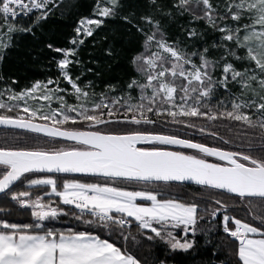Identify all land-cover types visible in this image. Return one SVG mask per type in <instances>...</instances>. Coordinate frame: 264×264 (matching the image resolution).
<instances>
[{
    "label": "trees",
    "instance_id": "1",
    "mask_svg": "<svg viewBox=\"0 0 264 264\" xmlns=\"http://www.w3.org/2000/svg\"><path fill=\"white\" fill-rule=\"evenodd\" d=\"M211 4L210 14L214 25L210 24L205 17V7L201 3L188 4L187 11L175 6L178 0H51L45 8L31 11L25 17H9L5 22L0 14V39L4 44L0 49V102L12 107L0 109V115L16 118L18 115L28 118L23 111L24 104L21 99L9 100L10 95H19L31 89L33 85L40 83L45 87L39 88L38 96L43 97L46 93L51 96L50 100L28 107L37 111L38 116L32 118V122L44 124L39 119L41 114H50L51 111L60 112L57 118L67 111L66 106L76 109L67 113L75 118L76 123L69 121L61 125V129L80 131H100L103 134H127L131 132H145L152 134L175 135L181 139L203 143L208 147H216L225 151H236L249 154L255 158H264V147H262L261 136L264 135L260 128H250L241 121L227 118H219L209 121L206 117L177 116L174 123L173 117L168 115V109L177 111V108L163 102L162 95L152 103V90L145 89L141 92L140 87L129 84L133 80L139 84L147 83V75L141 74L138 68L143 60L133 63L134 57L143 54V57H152L158 53L156 41H163L167 45L178 50L182 55L191 59L199 65L200 55L213 62L208 69L213 81H221L224 78L223 67L230 63L235 70L251 75L254 71L258 76L264 78V74L256 68L253 61L246 58V48L238 47L235 39L225 40L226 32L219 29L227 28L235 31L241 41L245 34L244 25L252 23V14L243 13L241 19L234 21L227 10L228 5L239 0H209ZM108 3L107 8L111 10L109 16H99L98 7ZM233 12L237 9L233 8ZM47 16L44 17V13ZM145 17H150L152 23H148ZM126 18V19H125ZM98 19L101 23L92 28L91 35L77 36V29L83 20ZM8 25H14L16 30L9 32ZM158 25V28H157ZM21 29H30L22 31ZM155 33V41L146 48L145 41L148 35ZM190 33H195L190 35ZM75 41V42H73ZM51 46V47H50ZM60 49L61 51H56ZM207 49V52H205ZM69 52L68 63L65 73L80 89L77 94L72 85L61 72L59 61L62 60V52ZM196 53V55H193ZM235 53V56L232 55ZM164 67L171 68L176 61L168 59L164 55ZM236 57H240L237 59ZM158 67L154 71H159ZM147 68V65H144ZM186 70H190L185 65ZM247 75L238 80L247 79ZM164 79L173 82L177 86L174 95V103H182L181 97L184 93L180 90L182 85L187 84L185 80L171 75ZM53 83L49 84L48 82ZM250 88H242L241 83L233 81L231 74L228 75L226 86L216 83L213 92L208 98H200L199 110L208 112L211 109L219 114L232 111L233 102L247 104L255 101L256 104L264 103V89H261L256 81H249ZM195 86V82L194 85ZM51 90V91H49ZM87 93V96H84ZM149 99L141 100V95ZM192 99L187 101L188 105L196 106V97L199 91L191 93ZM113 101H118L113 103ZM103 102L108 108L95 109L97 103ZM144 104L152 107L154 111H144V115L154 123H143L139 125L126 122L124 117L135 114L138 118L140 111L135 113L127 111V105ZM207 107H204V105ZM87 109V114L101 115L107 123L90 126V122L82 120L79 113ZM111 109L115 115L107 116ZM155 109H161L159 115ZM241 112L251 117L253 121L264 118V113L257 111L255 106L242 107ZM53 126L51 121L47 122ZM188 125H193L189 127ZM200 129H204L203 132ZM210 133H216L213 136ZM228 141V143H225ZM249 143L253 148H249ZM159 148L180 151L187 155L202 154L170 145H143L140 148ZM0 148L9 150H72L83 149V147L46 138L40 135L0 129ZM207 161L222 164L211 157H202ZM248 164L247 161H241ZM4 171L0 166V174ZM51 178L57 182V191H63L65 181H76L79 183H95L101 186L116 187L126 191L151 190L158 199H175L184 204H195L197 206V222L189 228L195 229L192 234L184 231V226H164V234L172 232L177 239L187 240L192 243L189 249H172L165 240L156 237L149 229H140L137 222L123 216L120 213H111L114 218L122 217L130 223L120 226L113 221H101L99 217L91 213H83L78 209L62 202L60 196L52 191L50 185H30L29 179ZM26 192L27 196H19ZM18 199H13V196ZM38 204L34 203L37 202ZM216 201H220L217 204ZM140 204L148 205L149 202L142 201ZM57 210L53 218L46 217L39 220L33 212H49ZM217 214L215 220L212 213ZM239 219L242 223L257 227V233H248L247 236L264 237V222L255 219L264 216V203L260 199L238 198L225 193L180 184L166 183H143L125 180H110L103 178L62 176L45 173H29L21 177L13 187L0 196V232H10V229L2 227L4 223L17 225H36L28 231L30 234L43 235L48 231L57 234L68 235L70 233L84 232L101 240H107L120 248L123 252L134 256L140 264H241L238 258L237 240L224 231V217ZM79 217V218H78ZM91 221V223H87ZM230 229H235L231 219L227 222ZM160 228V224H153ZM152 236L153 239H147ZM127 237V239H125Z\"/></svg>",
    "mask_w": 264,
    "mask_h": 264
},
{
    "label": "snow or ice",
    "instance_id": "2",
    "mask_svg": "<svg viewBox=\"0 0 264 264\" xmlns=\"http://www.w3.org/2000/svg\"><path fill=\"white\" fill-rule=\"evenodd\" d=\"M51 0H0V14H2L5 22L9 17L15 18L19 15L17 9L27 15L33 9L45 8ZM195 2L197 5L203 4L206 11L205 17H196L197 19L207 18L210 24L214 25V21L210 14L211 4L209 0H178L175 5L184 8L187 11V5ZM115 4L116 0H111ZM155 3V0H152ZM235 8L237 11L233 12ZM227 10L231 14V19L238 21L243 13H251L252 23L244 25V36L241 41L237 35L241 31L237 28L235 31L227 28L219 29L221 32H226L225 40H233L238 47L246 48V58L253 61L256 68L264 74V0H239L238 3L233 2L228 5ZM44 17L47 16L45 12ZM100 15L109 16L111 10L104 8ZM126 19V18H125ZM148 23H152L150 17H145ZM84 22L82 21V24ZM88 24H99L100 21H87ZM158 28V25H157ZM14 25H8V31H15ZM22 31H30V29H21ZM81 29H77L79 33ZM91 31H87V35H91ZM195 33H190L194 35ZM155 41V33L148 35L145 41L146 48ZM75 42V41H73ZM159 48L170 53L171 57L176 61L172 64L171 69L164 67V58L158 53H154L152 57L144 58L143 54L134 57L133 63L143 60V64L138 68L141 74L147 75V83L139 84L133 80L129 84V88L138 86L143 93L145 89L152 90V97L149 99L145 95H141V100L149 99L152 103L155 99L163 94V102L168 103L171 107L177 108V111H172L169 108L168 115L173 117L174 123L177 121V116L187 117H206L209 121H214L219 118H227L231 120L241 121L250 128H260L264 134V118H259L253 121L250 116L240 111L242 107L255 106L257 111L264 113V103L256 104L251 101L247 104H239L233 102L232 111L221 112L219 114L209 109L208 112L199 110L200 98H208L213 92L214 84L220 83L226 86L228 75L231 74V79L241 83L242 88H250L249 81H256L261 89H264V78L258 76L254 71L251 75H247L246 70L241 73L227 63L223 67L224 78L221 81H213L208 69L213 66V62L208 60L201 53L199 65H196L190 58L182 55L175 48L167 45L163 41H156ZM51 47V46H50ZM56 51H61L56 49ZM207 52V49H205ZM68 55V53H65ZM196 55V53H193ZM235 56V53H232ZM240 59V57H236ZM160 61L159 71H154L158 67L157 61ZM67 64V60L60 61V68L63 71ZM191 65V70H186L185 65ZM147 65V68L144 67ZM172 76L173 80L176 77H183L187 84L182 85L180 90L184 95L180 98L182 103L175 104L174 93L177 91V86L164 79L166 75ZM247 75V79L238 80L240 77ZM67 78V77H66ZM69 83L75 89L76 93H81V89L68 78ZM195 82V86L194 85ZM53 83L52 81L48 82ZM45 87L37 83L25 93L19 95H10L9 100H19L23 96H32L37 89ZM51 91V90H49ZM199 91V96L196 97V106L188 105L187 101L192 99L191 93ZM87 96V93H84ZM42 99L50 100L51 96L47 93ZM264 99V96H261ZM118 101H113L117 103ZM67 111L62 115V118H57L61 115L60 112L51 111L50 114H41L39 119L45 121L44 124L32 122V118L38 116L37 111L30 110L25 107L23 111L28 114V118L17 116L16 118L0 115V125L11 126L14 128L26 129L34 133H43L50 138H64L70 141H75L77 144L87 146V149H72V150H9L0 148V166L4 171L0 174V192L9 189L10 185L24 177L26 173L31 172H78L86 174L102 175L107 178H122L128 181H194L198 185H204L215 189H223L228 193L235 194L241 199L245 197L259 198L264 203V158H255L249 154L236 151H225L216 147H208L203 143L193 142L187 139L178 138L175 135L152 134L145 132H131L127 134H103L100 131H80L61 129V125H65L69 121L76 123L75 118L67 113L73 112L72 106H66ZM108 108L103 102L97 103L95 109ZM204 107H207L205 104ZM7 108L12 111V107L4 102H0V109ZM140 111L139 118L133 114L128 117L125 113V121L139 125L143 123H154L144 115V111L152 112V107H147L144 104L127 105V111L135 113ZM159 115L161 109H155ZM79 115L82 120L90 122V126L107 123L101 115L87 114V109L82 110ZM115 113L109 109L107 116L112 117ZM51 121L53 126H49L47 122ZM193 127V125H188ZM201 132L204 129H200ZM215 136L216 133H210ZM262 147H264V135L261 136ZM139 143L158 144V145H176L185 149H193L202 154V157H216L218 160L226 161L227 166L221 164L209 163L206 159L197 155H187L180 151H168L159 148L144 149L136 147ZM228 143V141H225ZM249 148L253 145L249 143ZM241 161H247L248 164ZM30 185H50L52 191L61 197L65 204H75L81 210H89L94 216H99L101 221H113L114 218L109 215L110 212L120 213L126 217H132L137 222L140 229H149L156 237L165 240L172 249H189L192 243L184 240L183 242L176 238L172 232L164 234V226L171 224L172 227L184 226V231H195L194 226L197 222L196 213L197 206L195 204H184L175 199H158L157 195L151 190L142 191H126L116 187L101 186L95 183H79L76 181H65L63 191H57V182L51 178L44 179H29ZM91 193V195H88ZM28 193L22 192L19 196H27ZM13 199H18L13 196ZM150 201L151 206H142L135 201L137 200ZM38 204L37 202H34ZM220 204V201H216ZM33 215L39 220H44L46 217H55L57 210L52 209L49 212H33ZM215 216V212L212 213ZM79 218V217H78ZM255 219L264 222V216L254 217ZM231 219L235 224V229H230L227 222ZM224 231L232 237L239 240L238 256L242 264H264V239H250L248 233H257L260 230L257 227L250 226L247 223H242L239 219L224 217ZM114 222L120 226H124L129 221L122 217L116 218ZM153 222L160 224L161 227H153ZM91 223V221H87ZM5 229H10V232H0V264H140L134 256L123 252L113 243L107 240H101L98 237L90 234L63 233L57 234L53 231H48L43 235L30 234L29 229L32 227L39 228L41 225H17L4 223ZM127 239V237H125ZM147 239L152 240V236Z\"/></svg>",
    "mask_w": 264,
    "mask_h": 264
},
{
    "label": "water",
    "instance_id": "3",
    "mask_svg": "<svg viewBox=\"0 0 264 264\" xmlns=\"http://www.w3.org/2000/svg\"><path fill=\"white\" fill-rule=\"evenodd\" d=\"M33 123H35V122H33ZM37 124H40V123H37ZM49 126H51V125H49ZM0 129L1 130H15V131L28 132V133L40 135V136H43V137H46V138H50V137L45 136L43 133H34V132L28 131L26 129L14 128V127H11V126L0 125ZM50 139L59 140V141H63V142H68V143H71V144H75V145L81 146V147H83V149H81V150L87 149V146L77 144L75 141H70V140H67V139H64V138L57 137V138H50ZM140 144H142V143L137 144L136 147L138 145H140ZM170 146L179 147V146H176V145H170ZM179 148H181V147H179ZM183 149H185V148H183ZM163 150H166V149H163ZM188 150H191V151H195L196 152V150H193V149H188ZM168 151H173V150H168ZM211 158L217 159L216 157H211ZM208 162L209 163H213V162H210V161H208ZM215 164H218V163H215ZM221 165L227 166V163L221 164ZM31 173H45V174L62 175V176L92 177V178H103V179H110V180H124L122 178H107V177H104L102 175L86 174V173H78V172H63V173H61V172H47V171H44V172H31ZM26 174H29V173H26ZM125 181H128V180H125ZM16 182H14L12 185H10L9 189L11 187H13ZM133 182H143V181H133ZM143 183H166V184H180V185H188V186H197V187H202V188H208V189L216 190V191L225 193V194L230 195V196H233V197H238L237 195L228 193L227 191H225L223 189H215V188H211V187L204 186V185H198L194 181H182V182L181 181H169V182L150 181V182H143ZM9 189H6L5 191L0 192V196L2 194H4ZM238 198H240V197H238ZM245 198L259 199V198H254V197H245ZM216 218H217V214H215V216H213V218L211 220L213 221ZM189 234H192V231H189Z\"/></svg>",
    "mask_w": 264,
    "mask_h": 264
},
{
    "label": "rangeland",
    "instance_id": "4",
    "mask_svg": "<svg viewBox=\"0 0 264 264\" xmlns=\"http://www.w3.org/2000/svg\"><path fill=\"white\" fill-rule=\"evenodd\" d=\"M107 5H108V3H106V5L103 4V5H101V6L98 7V15H99V16H102V15H100V12H101L104 8H107ZM87 21H89V20H83L84 23H83V24H82V22L80 23L78 29H81V31H80L79 33L77 32V36H78V37L86 36V35H87V31H91L92 28L95 27V26L97 25V24H88ZM93 21H99V20H98V19H93ZM3 44H4V40H3V38H1V39H0V49L3 47ZM157 50H158V54H159V55H164V56H166L168 59L174 61V59L171 57L170 53H167V52H165L163 49L159 48L158 44H157ZM65 53H68V55H65ZM69 54H70L69 52H67V51H63V52H62V57H63L62 60H67V63H68V56H69ZM62 60H60V61H62ZM60 61H59V64H60ZM66 66H67V64H66ZM66 66H65V68L63 69V71L61 70V72H62L63 77H64L67 81H69V80H68V76H67V74L65 73ZM186 66H188L189 69L191 70V65H190V64H189V65H186ZM60 69H61V68H60ZM169 69H171V68H169ZM169 75H170V73H169ZM66 77H67V78H66ZM180 78L183 79V77H180ZM183 80H184V79H183ZM185 81H186V80H185ZM186 82H187V81H186ZM70 84H71V83H70ZM71 85H72V84H71ZM24 93H25V92H24ZM38 93H39V89H37L34 93H32V96L25 95V96H23V98H21V100H22V102H23V104H24V108H25V107L34 106V105H37L38 103L40 104V103L44 102L45 99H42V97L38 96ZM161 95H162V97H163V94H161ZM174 95H175V93H174ZM37 102H38V103H37ZM177 105H178V104H177ZM146 144H147V143H142V144L138 145L137 147L140 148L141 146L146 145ZM147 145H151V144H147ZM73 149H76V148H73ZM213 160L218 161V162H220V163H222V164L227 163L226 161H221V160H218V159H215V158H213ZM88 195H91V193H88ZM142 201H145V200H139V199H138L137 201H135V203H137V204H139V205H142V206H151V202H150V201H147V202H149L148 205L140 204L139 202H142ZM111 213H115V212H110L109 214H111ZM130 218H132V217H130ZM132 219H134V218H132ZM154 223H155V222H153V224H154ZM168 225H170V224H168ZM178 249H179V248H178Z\"/></svg>",
    "mask_w": 264,
    "mask_h": 264
},
{
    "label": "built area",
    "instance_id": "5",
    "mask_svg": "<svg viewBox=\"0 0 264 264\" xmlns=\"http://www.w3.org/2000/svg\"><path fill=\"white\" fill-rule=\"evenodd\" d=\"M28 2H29V0H25V3H28ZM38 10H41V9H33L32 11H38ZM17 11L19 12V15H17L15 18H17V17H25L26 16L23 11H21L19 9H17ZM81 211L82 212H89V210H86V209L85 210H81Z\"/></svg>",
    "mask_w": 264,
    "mask_h": 264
},
{
    "label": "crops",
    "instance_id": "6",
    "mask_svg": "<svg viewBox=\"0 0 264 264\" xmlns=\"http://www.w3.org/2000/svg\"><path fill=\"white\" fill-rule=\"evenodd\" d=\"M248 238H250V239H264V237H254V236H247ZM236 239V238H235ZM237 240V243H238V248H239V240L238 239H236ZM238 258H239V256H238ZM241 262V261H240ZM241 264H242V262H241Z\"/></svg>",
    "mask_w": 264,
    "mask_h": 264
}]
</instances>
